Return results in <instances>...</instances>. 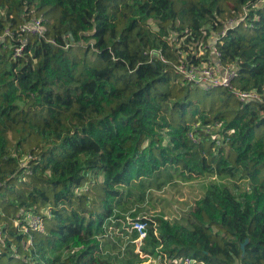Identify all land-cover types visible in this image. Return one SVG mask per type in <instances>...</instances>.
<instances>
[{
  "label": "trees",
  "instance_id": "1",
  "mask_svg": "<svg viewBox=\"0 0 264 264\" xmlns=\"http://www.w3.org/2000/svg\"><path fill=\"white\" fill-rule=\"evenodd\" d=\"M242 17L215 46L234 86L264 101V0H0L15 35L0 42V264H113L111 235L138 219L124 199L164 173L226 183L182 222L142 218L144 253L264 264V103L176 71L181 51ZM33 19L44 37L21 32ZM131 236L124 259L141 264Z\"/></svg>",
  "mask_w": 264,
  "mask_h": 264
},
{
  "label": "built area",
  "instance_id": "2",
  "mask_svg": "<svg viewBox=\"0 0 264 264\" xmlns=\"http://www.w3.org/2000/svg\"><path fill=\"white\" fill-rule=\"evenodd\" d=\"M244 18L241 20H234L224 24L221 32L213 33L208 45L203 42L194 46H189L186 52L181 51L179 64L176 65V71L179 72L184 81L201 87L203 90H212L215 88H225L229 89L234 96L242 103H247L250 101H257L264 103L262 96L256 90H240L234 86V80L238 75V69L235 64L224 65L221 63V55L216 48V43L221 36H225L227 32L236 27ZM22 33L32 34L37 37H44V21L42 19H33L30 23L26 24L21 28ZM19 33V35H22ZM6 40H15L14 33L6 27L4 30L0 28V42H5ZM21 45H10V49H14V58L22 55L24 46L26 45L25 40L17 39ZM210 51L209 58H205V55ZM156 52L155 55H158ZM209 54V53H208ZM165 61L164 59H162ZM194 139L195 136H193ZM44 215H48L46 212ZM45 215V216H46ZM24 223L34 230L44 232L43 219L41 216L34 214H26L24 217ZM127 226L130 232L136 231L138 233V238L133 241L136 245L135 252L140 255L141 264H204L199 263L197 260L192 258L170 260L166 255L161 254L160 248L155 249L156 255H149L143 252V247L145 245V240L148 236V226L147 223L142 222L141 219H127ZM24 233L28 232V228H22ZM3 241L2 228L0 226V242ZM31 243V242H30Z\"/></svg>",
  "mask_w": 264,
  "mask_h": 264
},
{
  "label": "rangeland",
  "instance_id": "3",
  "mask_svg": "<svg viewBox=\"0 0 264 264\" xmlns=\"http://www.w3.org/2000/svg\"><path fill=\"white\" fill-rule=\"evenodd\" d=\"M211 183L224 184L226 180L219 177H201L191 182H184L182 176L166 179L164 173L156 181L151 180L137 184L132 195L124 199V208L121 214H125V216L136 214L139 219L163 218L170 222H182L194 204L205 195L206 189ZM122 229L123 227L121 230L118 229L114 235L110 234L113 237V245L106 254L108 259H112L113 264H126L124 256L126 252L131 251L129 245L132 240L130 238L132 232L127 228L129 237H126ZM108 230H112L111 226H108ZM118 254L120 255L119 262L115 260L119 258Z\"/></svg>",
  "mask_w": 264,
  "mask_h": 264
}]
</instances>
